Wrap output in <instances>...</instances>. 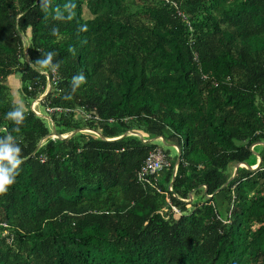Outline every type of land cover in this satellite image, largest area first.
Instances as JSON below:
<instances>
[{
    "label": "trees",
    "instance_id": "16d2710c",
    "mask_svg": "<svg viewBox=\"0 0 264 264\" xmlns=\"http://www.w3.org/2000/svg\"><path fill=\"white\" fill-rule=\"evenodd\" d=\"M95 1L85 19L83 0H0V138L24 160L0 264H264V0Z\"/></svg>",
    "mask_w": 264,
    "mask_h": 264
},
{
    "label": "clouds",
    "instance_id": "9594fccd",
    "mask_svg": "<svg viewBox=\"0 0 264 264\" xmlns=\"http://www.w3.org/2000/svg\"><path fill=\"white\" fill-rule=\"evenodd\" d=\"M75 7L76 5L74 3H72L71 5H64L65 11L68 12V20H71L73 18V10L75 9ZM58 12L59 9L57 8L56 13ZM79 30L87 31V26H80ZM56 33L57 30L54 29L53 34L55 35ZM69 51L74 53L75 49L69 48ZM54 55L55 53L53 52L49 53L47 59L38 61L37 64L42 70L49 69L52 64ZM56 67H59V65H57ZM85 82L86 81L84 75L82 73L78 74L72 81V83L75 85L73 92H75L76 88H78ZM25 112L26 108L23 104H14L12 110L6 113L5 118L16 125V128L14 130L17 132H19L20 126L26 119ZM16 141L17 138L12 134H7L0 138V195L6 194L9 188L14 185V183L16 182V177L19 175L20 167L24 163V160L22 158V149Z\"/></svg>",
    "mask_w": 264,
    "mask_h": 264
},
{
    "label": "built area",
    "instance_id": "2783aa9c",
    "mask_svg": "<svg viewBox=\"0 0 264 264\" xmlns=\"http://www.w3.org/2000/svg\"><path fill=\"white\" fill-rule=\"evenodd\" d=\"M173 4V3H172ZM175 6V4H173ZM177 16H179L183 21H185V16L182 15L180 12H176ZM205 77H203L204 79ZM262 134H264V123H263V130ZM167 163L165 162L163 153L156 149L155 151L149 152L147 157L144 159L143 163L136 171L135 175L139 183L142 185H150L153 186L154 184L149 179L150 176L158 175L163 167H166ZM169 190V188H168ZM158 191V190H157ZM173 213L178 214V211L174 207H170Z\"/></svg>",
    "mask_w": 264,
    "mask_h": 264
},
{
    "label": "rangeland",
    "instance_id": "374dc122",
    "mask_svg": "<svg viewBox=\"0 0 264 264\" xmlns=\"http://www.w3.org/2000/svg\"><path fill=\"white\" fill-rule=\"evenodd\" d=\"M96 4H97V2L95 0H83V2H82V15H83V17L85 19H89L91 17V15H90V13L88 11V7H92L93 5H96ZM6 83H7L8 87H9L10 94L12 96V99L15 102H18L19 99H18V93H17V91L19 89L20 82H19V79H18L17 75L16 74H13V75L9 76L7 78V82ZM46 92H48V89L46 90ZM43 97H44V94L39 99H43ZM30 108L32 109V111L35 112L36 115H40V112L35 109L34 103L30 105ZM159 147L161 149H163V150L166 149L162 144H159ZM174 152L170 150V156L171 157H173L174 155L176 156V160H175V164H176L178 162V153H177V151H176L175 148H174ZM233 169H234V167H233ZM233 172H234V170H233ZM233 172H232V175H233ZM220 198H221V196H219V199Z\"/></svg>",
    "mask_w": 264,
    "mask_h": 264
},
{
    "label": "water",
    "instance_id": "95a60500",
    "mask_svg": "<svg viewBox=\"0 0 264 264\" xmlns=\"http://www.w3.org/2000/svg\"><path fill=\"white\" fill-rule=\"evenodd\" d=\"M78 130H75V131H73L69 136H59V135H56V134H54V133H51L50 135H47V136H45L43 139H41V141L36 145V147H35V149H34V151L31 153V155L38 149V147H39V145L42 143V141H44L45 139H47L48 137H58V138H60V139H68L69 137H71L73 134H75L76 132H77ZM79 131H82V129H79ZM96 135H97V133H95ZM126 134L127 133H124L123 135H122V137H124V136H126ZM99 136V135H98ZM160 140H161V138H159ZM162 141V140H161ZM175 149H176V151H177V153H178V156H179V152H178V150H177V148L175 147ZM258 160H259V162H260V159L258 158ZM239 166H244V167H247V166H245L244 164H240V163H237V164H235L234 165V172H233V175L230 177V179H232L234 176H235V174H236V170H237V168L239 167ZM248 169H250V170H253V169H251L250 167H247ZM229 179V180H230ZM226 185V184H225Z\"/></svg>",
    "mask_w": 264,
    "mask_h": 264
},
{
    "label": "crops",
    "instance_id": "0c3cea01",
    "mask_svg": "<svg viewBox=\"0 0 264 264\" xmlns=\"http://www.w3.org/2000/svg\"><path fill=\"white\" fill-rule=\"evenodd\" d=\"M263 135H264V134H263ZM254 146H256V144H255V145H252L250 148H252V147H254ZM255 158H256V163H255V165H254L253 167H250L251 169H255V168L257 167V165L259 164L258 157L255 156ZM239 167H243V166H239ZM233 170H234V169H233ZM217 202H218V205H221V204H222V200H221V198L218 199Z\"/></svg>",
    "mask_w": 264,
    "mask_h": 264
}]
</instances>
